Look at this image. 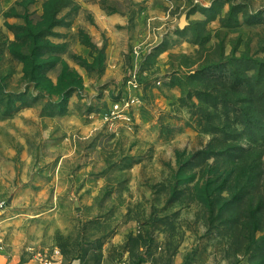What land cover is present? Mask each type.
Listing matches in <instances>:
<instances>
[{"label":"rangeland","instance_id":"1","mask_svg":"<svg viewBox=\"0 0 264 264\" xmlns=\"http://www.w3.org/2000/svg\"><path fill=\"white\" fill-rule=\"evenodd\" d=\"M177 1L0 0V199L23 261L264 256L248 206L201 200L211 178L245 172L241 196H263L264 0ZM134 71L139 103L106 121Z\"/></svg>","mask_w":264,"mask_h":264},{"label":"trees","instance_id":"2","mask_svg":"<svg viewBox=\"0 0 264 264\" xmlns=\"http://www.w3.org/2000/svg\"><path fill=\"white\" fill-rule=\"evenodd\" d=\"M244 179H237L236 181H233L234 185H230L231 180L230 178H211L208 183L202 188L201 193L203 194L201 197V200L203 203L210 205L212 203L211 198L214 194H216L219 198L225 200L224 204L221 206L220 213H225L224 211L226 209H229V211L232 209V207H237L240 204H244V206H248L249 208V216H247L248 225L251 228V233L249 239H251L252 244H255L257 246V233L258 232H264V185L261 190H259V194L263 193V196L260 195L259 200L257 198H249L247 199L249 201H245V196H241V192L246 189L248 192H250V196L253 193L251 188L254 184V179H252V175H248L247 172L244 173ZM247 174V175H246ZM239 184H242L241 188H239ZM236 185V186H235ZM228 192L230 195V198H224L223 194ZM213 204V203H212ZM212 207V212H216V209L213 207V205H210ZM255 264V263H254ZM258 264H264V256H261L260 262Z\"/></svg>","mask_w":264,"mask_h":264},{"label":"built area","instance_id":"3","mask_svg":"<svg viewBox=\"0 0 264 264\" xmlns=\"http://www.w3.org/2000/svg\"><path fill=\"white\" fill-rule=\"evenodd\" d=\"M142 81L138 71H134L129 75L127 86L130 93L123 95L120 100L114 101L106 113L105 120L113 122L117 119L127 118L134 111L135 106L140 99L137 95L132 94V91L141 89ZM9 209L8 201L0 199V252L6 248L4 242L5 223L7 222V212Z\"/></svg>","mask_w":264,"mask_h":264},{"label":"crops","instance_id":"4","mask_svg":"<svg viewBox=\"0 0 264 264\" xmlns=\"http://www.w3.org/2000/svg\"><path fill=\"white\" fill-rule=\"evenodd\" d=\"M183 2L180 0L177 1V5L181 6ZM0 264H44L42 261L31 258L22 260L21 255H19L15 250L9 249L6 247L3 251L0 252Z\"/></svg>","mask_w":264,"mask_h":264},{"label":"water","instance_id":"5","mask_svg":"<svg viewBox=\"0 0 264 264\" xmlns=\"http://www.w3.org/2000/svg\"><path fill=\"white\" fill-rule=\"evenodd\" d=\"M188 24H189V23H188V21H187V16H186V15L182 16V18H181V20H180L179 28H180L181 30H184Z\"/></svg>","mask_w":264,"mask_h":264}]
</instances>
